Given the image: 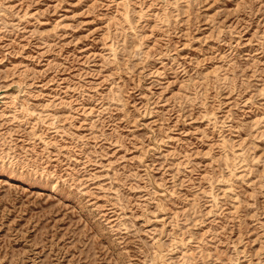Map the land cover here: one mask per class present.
Here are the masks:
<instances>
[{
  "label": "rangeland",
  "instance_id": "1",
  "mask_svg": "<svg viewBox=\"0 0 264 264\" xmlns=\"http://www.w3.org/2000/svg\"><path fill=\"white\" fill-rule=\"evenodd\" d=\"M0 264H264V0H0Z\"/></svg>",
  "mask_w": 264,
  "mask_h": 264
}]
</instances>
